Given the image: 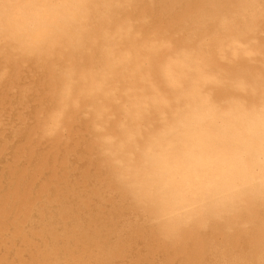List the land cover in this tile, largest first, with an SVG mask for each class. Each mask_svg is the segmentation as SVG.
Masks as SVG:
<instances>
[{
	"label": "clouds",
	"instance_id": "clouds-1",
	"mask_svg": "<svg viewBox=\"0 0 264 264\" xmlns=\"http://www.w3.org/2000/svg\"><path fill=\"white\" fill-rule=\"evenodd\" d=\"M155 6L0 0V85L42 65L36 138L69 142L83 126L99 167L150 210L162 244L220 226L250 248L231 264H264V84L206 72L195 47L155 25ZM10 91L26 103L36 88Z\"/></svg>",
	"mask_w": 264,
	"mask_h": 264
},
{
	"label": "bare ground",
	"instance_id": "bare-ground-1",
	"mask_svg": "<svg viewBox=\"0 0 264 264\" xmlns=\"http://www.w3.org/2000/svg\"><path fill=\"white\" fill-rule=\"evenodd\" d=\"M151 11L156 26L197 49L206 72L264 84V0H156ZM42 67L33 61L0 85V264H231L249 253L220 226L203 241L186 235L180 246L162 244L150 210L99 167L83 126L69 142L39 141ZM25 82L36 88L26 103L10 91Z\"/></svg>",
	"mask_w": 264,
	"mask_h": 264
}]
</instances>
